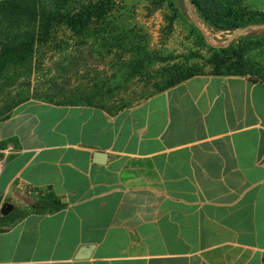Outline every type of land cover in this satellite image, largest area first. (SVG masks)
Wrapping results in <instances>:
<instances>
[{"label": "crops", "instance_id": "0c3cea01", "mask_svg": "<svg viewBox=\"0 0 264 264\" xmlns=\"http://www.w3.org/2000/svg\"><path fill=\"white\" fill-rule=\"evenodd\" d=\"M5 202L19 220L0 264H264V85L204 74L116 110L18 103L0 118Z\"/></svg>", "mask_w": 264, "mask_h": 264}, {"label": "trees", "instance_id": "16d2710c", "mask_svg": "<svg viewBox=\"0 0 264 264\" xmlns=\"http://www.w3.org/2000/svg\"><path fill=\"white\" fill-rule=\"evenodd\" d=\"M188 1L214 31L232 33L236 29L249 25L264 24L263 13L253 12L247 5L236 0ZM117 2L118 0H0V90L38 69L42 65L47 50L62 53L70 49L76 41L88 40L109 42L107 44L111 48L125 50L123 33L113 21V16L117 12ZM148 2L153 10H159L167 1L149 0ZM168 7L176 12L172 9L171 2L168 3ZM176 17V14L168 18L163 16L169 30ZM258 32L264 35V29H258ZM59 33L67 39L60 41ZM247 35V33L239 35L226 47H224L225 42L213 45L200 36L199 44L205 49L206 55L193 51L183 60H178L182 57H164L147 48H139L137 51L129 52L128 59L123 62L113 81L106 87L111 90L121 82L144 76L150 66L157 63L162 66L155 72L157 83L154 84V91L135 103L193 76L204 74L244 76L251 83L264 85V63L252 55L251 49L240 43L243 38H249ZM100 96H102L101 91H97L91 95L56 104L103 107L101 104L92 103L94 98ZM27 100L29 99L21 102ZM46 101L52 103L51 98H47ZM133 104L121 106L118 109ZM61 206L59 201L55 200L52 206L39 203L34 206V209L42 213L57 210ZM17 220L19 216L13 212L5 216L0 215V230L11 226Z\"/></svg>", "mask_w": 264, "mask_h": 264}, {"label": "rangeland", "instance_id": "374dc122", "mask_svg": "<svg viewBox=\"0 0 264 264\" xmlns=\"http://www.w3.org/2000/svg\"><path fill=\"white\" fill-rule=\"evenodd\" d=\"M148 1L117 2L113 21L123 33L125 50L111 48L107 44L109 42L100 43L97 40L76 41L62 53L47 50L38 69L0 90V118L12 106L30 98H51L52 103H60L101 91L102 96L94 98L93 104H101L109 110L133 104L154 91V84L157 83L155 72L162 65H151L146 75L121 82L108 90L106 85L113 81L117 70L128 59L129 52L147 48L164 57H182L178 60H183L193 51L206 55L205 49L199 44L200 36L207 43L218 45L225 42L231 34L211 29L188 0H166L164 7L159 10H153ZM169 1L176 12L168 7ZM236 1L247 5L253 12L264 14V0ZM174 14L177 17L169 30L163 16L168 18ZM245 33L249 38H243L240 43L245 44L251 49L252 55L264 63V35L258 29H249ZM58 37L60 41L67 39L62 33Z\"/></svg>", "mask_w": 264, "mask_h": 264}, {"label": "water", "instance_id": "95a60500", "mask_svg": "<svg viewBox=\"0 0 264 264\" xmlns=\"http://www.w3.org/2000/svg\"><path fill=\"white\" fill-rule=\"evenodd\" d=\"M187 1V0H184ZM249 29H264V24L261 25H249L243 28H239L236 29L235 31H233L228 38L225 41L224 47H226L229 43H231L234 39H236L239 35L245 33L246 31H248ZM94 157L95 159H97L100 163L105 162L106 160V154L102 153V152H95L94 153ZM13 205L5 202L1 205L0 207V215L1 216H5L7 214H9L10 212H12L13 210ZM91 250V246H82L79 250L80 256H84V257H88L89 256V252Z\"/></svg>", "mask_w": 264, "mask_h": 264}, {"label": "built area", "instance_id": "2783aa9c", "mask_svg": "<svg viewBox=\"0 0 264 264\" xmlns=\"http://www.w3.org/2000/svg\"><path fill=\"white\" fill-rule=\"evenodd\" d=\"M26 194H27V195H30V194H32V193H31V191L27 190V191H26Z\"/></svg>", "mask_w": 264, "mask_h": 264}]
</instances>
